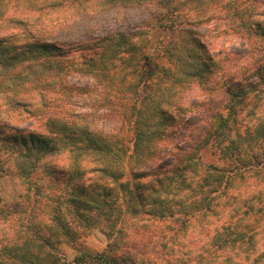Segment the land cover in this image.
<instances>
[{
    "label": "trees",
    "instance_id": "1",
    "mask_svg": "<svg viewBox=\"0 0 264 264\" xmlns=\"http://www.w3.org/2000/svg\"><path fill=\"white\" fill-rule=\"evenodd\" d=\"M45 1L8 15L0 0V20L18 27L0 34V179L14 172L23 187L20 201L0 205V264H62L60 242L75 245L79 233L95 227L108 242L102 251L77 249L78 264H154L158 254L170 264L189 258L232 264L218 259L232 260L264 234V10L258 0H195L205 10L227 8L231 32L255 40L233 57L209 54L196 36L191 25L208 20L205 13L187 25L180 21L190 0H119L115 5L134 4L153 15L133 29L82 42L90 54L81 61L68 59L61 34L43 25L60 16L53 15L56 9L91 0ZM101 1L98 9L113 0ZM159 29L189 37L181 45L168 42L155 56L154 47L148 50L150 33ZM160 56L171 64H160ZM79 73L121 91L131 103L123 108L130 139L78 127L20 96L34 90L51 109L44 91L64 87L68 76ZM192 84L220 99L216 110L213 98L181 104ZM3 104L45 118V131L19 128L23 116L5 112ZM202 109L209 122L191 141L182 121L186 112ZM179 133L186 139L176 157L151 166L159 144ZM209 148L213 159L203 156ZM195 233L206 237L199 250ZM140 244L154 253L141 252ZM174 248L187 249L181 262ZM205 252L214 254L201 258Z\"/></svg>",
    "mask_w": 264,
    "mask_h": 264
},
{
    "label": "rangeland",
    "instance_id": "2",
    "mask_svg": "<svg viewBox=\"0 0 264 264\" xmlns=\"http://www.w3.org/2000/svg\"><path fill=\"white\" fill-rule=\"evenodd\" d=\"M2 1L8 7V9H6L8 15H20L22 12L28 11V6L32 5L29 3L35 0ZM118 1L119 0H113L105 9H102L103 7H100V9L96 7L99 2H102L101 0H91L90 2H84L80 6L77 3L74 4L75 7L74 5L68 4L66 7L56 9L53 15L60 16L53 21L46 19L44 21L45 26L43 25V27L50 26L52 30L61 34L58 40L65 44L64 47L67 50L66 55L68 59L81 61L84 56H86L85 54H90V50L82 46L84 42L93 40L98 34L110 33L117 29H133L142 22L149 20L153 15V13H151L152 10L138 7L134 4H130L127 7L119 6V4L115 5V2ZM222 1L223 0H221V2ZM36 2L38 4H45L46 1L36 0ZM108 2H111V0ZM257 7L260 8V10H264V0H258ZM70 11H74V13L71 14ZM204 13L208 20H205L203 23H194L191 25V28L195 30L196 36L200 37L204 42L209 54L226 59L228 53L233 57L234 52L244 51L249 44L254 47V39L250 38L248 40L244 36L241 37V35L231 32L232 27L229 28V21H224V18L228 16L229 12L227 8L221 5L213 10H208L207 8L205 10L198 7L195 0H190L183 7V14L180 21L187 25L188 18L193 19L195 14L199 16ZM44 17L47 18V16ZM17 28V26L9 24L8 20L7 23L0 20V29L2 30L0 34H6L10 31L13 32L14 30H18ZM150 34L153 35V37L148 50L154 47L155 56L159 54V48L168 42H176L181 45L185 44L189 37L188 33L182 34L176 33L173 30L164 31L163 29H159ZM158 60L160 64L164 66L171 64L166 60V57L162 59L160 56ZM228 62L231 64L230 60ZM234 63H237V61H234ZM117 64H119V62H117ZM114 71L116 70L110 69V72ZM147 72H150L149 68H147ZM66 82L64 87L60 85L50 86L48 88L49 91H44V100H46V104L51 106V109L45 107L44 104L42 105L43 101H41L40 94L36 93L34 90L26 94H21L20 96L22 98L31 96L34 102L33 106H39V108L42 106V110H48V112H59V114H62L70 121H75L78 127H89L112 139L123 140L131 138L128 119L123 110L125 106H130L131 103L124 102V99H121L123 96L121 91L104 88L103 85L99 84L100 81L80 73L68 76ZM84 86L87 87V89L82 90L81 88ZM208 92L205 86L192 84L182 92L181 104L187 108V106H192L195 103L213 98L211 109L216 110L220 99L211 97ZM5 106L6 104L2 107L5 112H12V114L21 113L19 118L23 116L19 121V128H29L37 132L45 131V118H38L36 115L23 113L20 110H12L10 106ZM185 114L187 115L184 121H182L180 129L187 130L186 134L190 136L188 139L190 140L193 138L191 140L193 141L194 138L197 139L203 136V130L207 127L209 122V118L207 117L208 110L202 109L200 112L196 113L188 111ZM183 139H186V137L184 138L183 135L179 133L175 138L169 137L162 141L150 165L158 166L176 157V154H178L177 151L184 146ZM210 151L211 149L209 148L208 152H204L203 156H205V159L214 158L211 155L214 152ZM69 171H71V169H69ZM22 191L23 187L19 177L14 172L5 174L0 179V205L3 203L20 201ZM194 238L196 241L194 248L199 250L205 243L206 237L199 235V233H195ZM107 242L108 238L105 233L96 227L92 228L88 233H79L76 237L75 245H72L64 239V241L59 244V252L65 260L62 264H76L69 261H72L75 254L78 253L77 249L82 250L88 248L95 251L101 250L106 246ZM139 249L141 252H148L149 254L154 253V249L147 250L142 244H140ZM185 250L187 251L186 248L183 250L174 248L173 255L179 259V262L188 254L185 253ZM161 251L162 250H159V252ZM233 251V249H230L229 252L227 251L223 253V255L227 256ZM240 252L242 254L235 255L232 260L222 257L219 258L218 261L221 262L223 259L222 262L232 264H264V234L258 235V241L255 243V246L253 245L250 249L245 247L241 249ZM213 254L205 252L201 255V258H209ZM209 263V260L201 259L197 261L195 258H189L187 262L184 261L179 264ZM154 264H170V262L165 255L158 254L154 256Z\"/></svg>",
    "mask_w": 264,
    "mask_h": 264
},
{
    "label": "crops",
    "instance_id": "3",
    "mask_svg": "<svg viewBox=\"0 0 264 264\" xmlns=\"http://www.w3.org/2000/svg\"><path fill=\"white\" fill-rule=\"evenodd\" d=\"M104 249V248H103ZM103 249H101V250H96V251H102ZM77 255V253L75 254V256ZM75 256H74V258L72 259V261H69V262H73V263H76L74 260H75ZM76 264H78V263H76Z\"/></svg>",
    "mask_w": 264,
    "mask_h": 264
}]
</instances>
